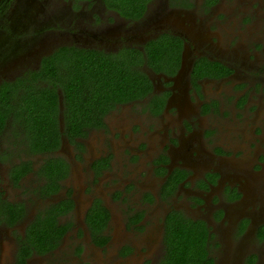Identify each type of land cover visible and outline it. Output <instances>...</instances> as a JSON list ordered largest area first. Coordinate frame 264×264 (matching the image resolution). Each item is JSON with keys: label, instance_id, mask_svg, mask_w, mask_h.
<instances>
[{"label": "flooded vegetation", "instance_id": "obj_1", "mask_svg": "<svg viewBox=\"0 0 264 264\" xmlns=\"http://www.w3.org/2000/svg\"><path fill=\"white\" fill-rule=\"evenodd\" d=\"M258 9L262 16L257 24L264 38V0H149L145 10L127 14L109 9L105 0H0V92L5 84L38 72L44 60L54 63L56 72L61 73L57 67H62V56H74L75 50L124 55L134 52V71L143 73L151 84L147 97L116 106L103 117V127L87 128L85 136L75 137L80 147L61 137L59 150L68 159L60 156L68 163L69 174L60 181L57 194L41 198L35 193L44 185L43 175L37 174L42 163L37 167L27 159L8 166L0 196L8 203L21 204L24 214L13 223L0 217L4 228L0 233V264H43L58 256L73 229L87 242V251L98 258L96 264H166L165 233L168 216L173 213L184 217L179 222L190 224L191 231H207V255L212 264H264L259 249L264 244V122H257L264 107V76H257L258 91L235 84L239 58L234 46L242 45L247 50L249 40H261L251 20ZM215 12L224 17H214ZM233 17L238 39L234 34L229 37L234 28L228 29L227 22ZM212 35L220 37L213 39ZM234 36L239 41L233 45ZM147 48L151 51L149 64ZM203 59L225 70L203 68L195 73L194 66ZM247 60L249 55L241 65ZM181 66L184 73L178 77ZM141 102L147 110L145 121L135 122L117 113L118 108ZM58 107L62 124L61 95ZM150 120L154 126L144 128L143 123ZM245 124H252L248 135L244 134ZM9 128L13 129L5 125L6 131ZM127 129L132 134H125ZM106 140L112 149L118 147L119 152L128 153V169L138 165L148 150H160L155 151L147 174L155 182L153 193L142 190L146 184L127 178H120V187L109 186L107 193L100 191L98 185L105 178L109 180L113 166L103 147ZM7 151L3 160L11 155ZM237 151L244 159L252 155L249 170L236 161ZM23 163H29L30 170L20 176L19 172L26 170ZM15 167H19L18 173L14 171L17 180L11 176ZM34 173L39 182L30 192L22 183ZM85 178L87 182L82 185ZM11 191L40 198L41 210L62 199L73 201L72 211L60 218L62 223L71 222V227L57 249L34 252L19 261L26 230L39 211L31 214L25 203L10 201ZM131 197L137 203L124 205ZM108 199L112 205L123 207L118 223H114ZM96 203L109 215L97 235L103 243L85 222ZM241 206L245 210L239 209ZM152 210L156 218L148 219ZM71 215L75 216L73 222L68 219ZM112 223L114 234L118 232L119 236L110 235ZM78 250L81 252L75 248V252ZM4 253L9 257L4 258ZM104 253L106 258L99 257ZM83 264L95 263L91 260Z\"/></svg>", "mask_w": 264, "mask_h": 264}, {"label": "trees", "instance_id": "obj_2", "mask_svg": "<svg viewBox=\"0 0 264 264\" xmlns=\"http://www.w3.org/2000/svg\"><path fill=\"white\" fill-rule=\"evenodd\" d=\"M148 1L105 0V4L111 10L127 14L145 10ZM133 54L134 52L124 55V52L105 54L75 50L74 56H62V67H57L61 69V73L56 72L54 63L49 64L44 60L38 72H33L12 84H5L0 92V138L6 133L5 125L9 124L14 131L22 133L21 146L27 155L50 156L43 161L37 172L44 177V185L37 190L39 197L49 198L57 194L60 181L69 174L68 163L54 155L60 149L61 137L78 145L74 138L85 136L87 128L103 127L102 119L110 110L118 105L142 100L151 93V84L146 76L133 69ZM146 57L149 64V48L146 49ZM201 62L194 66L195 73L203 68L214 72L225 70L218 63L205 59ZM39 78L45 82V87L38 81ZM60 95L62 124L59 121L58 107ZM21 165L25 166L26 170L23 168L22 172H19L20 176L30 170L29 163ZM12 171V178L17 180L15 172L18 173L19 167L13 168ZM72 209L73 201L66 198L39 211L28 225L24 245L19 252V261L34 252L43 254L57 249L66 231L71 227V222L62 223L60 218L66 217ZM23 214L21 204L8 203L0 196V217L4 221L13 223L22 218ZM108 218L107 210L99 203L91 207L86 214L85 222L96 239ZM183 218L176 213L168 216L164 262L212 264L207 255V231L204 228L198 232L191 231L190 224L179 222L184 220ZM97 240L103 243L102 237Z\"/></svg>", "mask_w": 264, "mask_h": 264}, {"label": "rangeland", "instance_id": "obj_3", "mask_svg": "<svg viewBox=\"0 0 264 264\" xmlns=\"http://www.w3.org/2000/svg\"><path fill=\"white\" fill-rule=\"evenodd\" d=\"M254 11V10H253ZM221 13V12H220ZM215 12L213 14L214 17H219L222 16L224 17V15L221 13ZM261 11L256 10L251 18L252 22L254 23V31L260 36V33L262 32V27L261 25L257 24V21L261 19L262 14H260ZM240 17L241 14L237 13ZM251 15H249L248 17H250ZM238 17V18H240ZM233 20L234 17L232 19H229L227 22V27L228 29L234 28L236 27L235 25H233ZM244 27V26H243ZM242 28V27H241ZM213 32H216V28L212 26ZM236 31V28H234L232 30V33L229 35V37H232V35L234 34L236 36V38L238 39L239 35L238 33H234ZM244 33V32H243ZM248 36H249V30L247 31ZM234 36V38L232 39V44L234 45L237 41L239 40H234L236 39ZM247 36V37H248ZM220 37V35H212V38H218ZM261 40H249L246 43V47L247 50H245L242 45L241 47H238L236 45V52L238 54V58L239 61L237 63V74H236V80H235V84H242L245 88H248L247 91H251V90H255L258 91L259 90V83L258 81H256V79L258 78L257 76H264V43L263 40L264 38L261 37ZM249 39H253V38H249ZM232 45V46H233ZM231 46V47H232ZM233 46V47H234ZM253 46L256 47L253 48ZM246 55H249L250 61H245V65H241V62L244 60V58L246 57ZM241 61V62H240ZM256 76V77H255ZM146 106L145 103L141 102V103H134L132 106H124L121 108L117 109V113H122V115L125 118L131 117L132 120H134L135 122H140V121H145L147 118V114H146ZM252 116V115H251ZM261 121V125L264 122V107L262 106V108L259 111V115L257 117V122ZM130 122V121H129ZM131 124V123H130ZM143 127L144 128H152V126H154V124L152 123V121L150 120L149 122H144L143 123ZM252 124H248V125H243V127H245V133L246 135H248V132L250 131V127ZM131 127V126H130ZM117 136V131L116 129L114 130ZM21 132L20 131H14L13 129L9 128L5 135L3 136V138L0 140V189H3L4 187V176H5V170H7L8 166L13 164V163H17V162H24L25 160H30V161H34V164L38 167L41 165V163H43V161L45 159H47L48 155H39V157L34 158L33 159V155H27L24 152V148L23 146H21L22 143V136H21ZM127 135L132 134V130H128L126 131ZM2 141V142H1ZM7 143H6V142ZM108 141L106 140L105 145H103L104 148H107L106 152L110 154L111 158H112V169L110 171V178H108L109 180L107 181L105 178L100 185H98V188L100 189L101 192L103 193H107V187L109 186H122L123 184L120 181V178L123 179H136V182L139 183V185L142 184H146L147 188L145 186L142 187V190L148 191V192H152L154 191V180L152 181L150 179V176L147 175L149 172V166L151 161L154 159L153 155L155 153V151H160L158 149H155L154 152H150L149 150L147 151V155L144 156L143 160L138 164V165H133L131 169H128L125 164H127L128 161V153H122L119 152L118 147H115L114 149H112L108 144ZM100 147V144L97 142L96 143V150H98ZM9 150V151H7ZM7 151L9 152L11 155L9 157H7V152H6V157L10 158V161H6L7 158H5L3 160V154L4 152ZM238 152V151H237ZM238 157H236V161L245 166V168H247V170H249V166L250 164L253 163V157L251 155V157L248 159H244L241 157H244L242 155L241 152H238ZM55 156H60L62 155L65 159H68L67 156H64V152L58 150L55 154ZM34 156H38V155H34ZM61 157V156H60ZM34 177H29L27 180H25L22 184L23 187L30 191L32 189H34L33 187L35 186V184H37L39 182V180H37L35 177L37 176L35 173L32 175ZM41 182V181H40ZM87 182L86 178L83 180L82 185H85V183ZM67 186H70V179H68L67 182ZM39 187V185H38ZM11 193H13L11 196H8L10 198V201H14V202H21V203H25L27 208L32 209L31 214H34L37 211H40L42 205H43V201L39 200L40 198H38L39 194L37 193V190H35V193L38 197H34L30 195V193H19L18 191H11ZM153 193V192H152ZM182 195V192H181ZM180 197V196H179ZM179 200V199H177ZM108 202L110 203V199H108ZM106 203V202H105ZM136 198L135 197H131L128 201H126V204L124 205H134L136 204ZM239 207V206H238ZM238 207H236V209H238ZM244 206H241L242 209ZM109 208L113 211V218H114V223H118V218L121 217V209L123 208L122 206L119 205H112L111 203L109 204ZM249 207L246 208L245 213H247ZM40 209V210H39ZM245 210V209H242ZM29 212V211H28ZM30 213V212H29ZM150 218H156V215L154 213V210L151 211V214L149 213L148 215V219ZM69 220H71L72 222L75 219L74 215H71L70 218H68ZM233 220V218L231 217L229 219V221ZM64 221V220H63ZM113 226H111L110 228V235L114 234V224L112 223ZM4 232V228L0 226V233L2 234ZM76 229H73L71 231H69L68 236L66 237V241L65 244L61 247L59 253L57 254L58 256H54L51 257L45 261H42L43 264H83V263H89L91 262V260L96 264V260L98 259L93 253L87 251V242L83 241L80 236L78 235L79 233L77 232V236H76ZM114 235L119 236V233L116 232ZM75 236L77 238H75ZM77 247H79L81 249L79 253L78 251L75 252V248L77 249ZM260 249V253L262 254L263 258H264V244H260L259 246ZM3 250L6 251V249L4 248ZM82 253V254H81ZM5 256L9 257L8 253H4L3 257L5 258ZM102 259L106 258L105 257V253L103 254V256H99ZM102 261V260H101ZM100 263V262H99ZM98 263V264H99ZM135 261H133L131 264H134ZM235 263V262H234ZM136 264V263H135Z\"/></svg>", "mask_w": 264, "mask_h": 264}, {"label": "water", "instance_id": "obj_4", "mask_svg": "<svg viewBox=\"0 0 264 264\" xmlns=\"http://www.w3.org/2000/svg\"><path fill=\"white\" fill-rule=\"evenodd\" d=\"M183 73H184V68H183V66H181L180 72L178 73L177 76L180 77L181 75H183Z\"/></svg>", "mask_w": 264, "mask_h": 264}]
</instances>
